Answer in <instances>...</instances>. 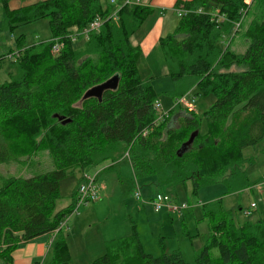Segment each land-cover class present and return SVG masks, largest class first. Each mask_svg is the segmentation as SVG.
<instances>
[{
    "label": "trees",
    "instance_id": "obj_1",
    "mask_svg": "<svg viewBox=\"0 0 264 264\" xmlns=\"http://www.w3.org/2000/svg\"><path fill=\"white\" fill-rule=\"evenodd\" d=\"M9 2L0 0V35L47 20L51 38L18 44L16 72L9 82H0V164L25 166L46 153L53 168L1 179L0 259L10 264L18 246L52 234L51 263L68 264L59 226L73 208L77 186L71 204L57 211L59 187L92 166L112 163L104 169L110 170L127 158L135 180L152 178L158 188L190 183L194 195L218 183L227 193L250 186L242 151L264 141V0L176 2L174 8L190 13L160 40L174 86L170 97L179 99L196 89L198 96L215 101L202 116L175 107L162 122L153 109L158 96L138 72L141 50L130 43L152 14L150 8L124 5L116 10L115 21L108 19L114 6L103 0H42L15 10ZM197 9L216 10L226 20L211 21ZM97 17L107 21L77 48L69 36ZM241 30L247 46L238 52L231 41ZM56 39L63 47L53 55ZM114 75L119 76L115 91H105L101 101L82 99ZM174 119L177 126L171 127ZM202 220L209 236L196 264H264V215L237 224L215 200L203 206ZM105 249L92 264H185L179 252L159 258L146 254L134 229L108 241Z\"/></svg>",
    "mask_w": 264,
    "mask_h": 264
},
{
    "label": "rangeland",
    "instance_id": "obj_2",
    "mask_svg": "<svg viewBox=\"0 0 264 264\" xmlns=\"http://www.w3.org/2000/svg\"><path fill=\"white\" fill-rule=\"evenodd\" d=\"M17 1L20 4L23 0ZM179 20L178 16H174L172 27H167L165 24L168 21L164 23L163 16L152 12L130 38L132 46L141 50L137 62L139 75L152 86L164 113H169L178 99L170 97L174 86L160 40L175 31ZM50 38L47 20H38L19 26L12 32L1 34L0 55L6 57L0 60V82H9L10 75L16 72V57L8 58L7 55L19 52L18 44L26 47L44 43ZM82 44L83 41L77 42L75 46L80 48ZM246 46L241 30L233 36L231 48L243 52ZM192 97L193 112L200 116L209 110L215 101L212 96H198L196 89L188 93L187 100L190 101ZM171 125L176 127V121ZM242 156L246 160L244 170L250 186L234 193H227L222 183L203 186L195 195L190 183L186 188L182 185L158 188L152 178L135 180L127 158L115 163L110 170L104 169L112 163H105L98 167H89L82 174L76 173L68 177L60 183L57 211L71 204L72 192L83 181L84 175L95 177L98 173L96 179L98 199L80 207L77 214L73 213L62 221L64 224L60 235L65 238L69 254L68 264H92L105 254V244L108 241L124 238L130 235L133 229L138 233L146 254L159 258L162 254L179 252L185 264H196V257L205 247L209 236L208 224L202 220V208L205 204L220 200L237 224L253 222L264 215V141L243 149ZM52 168L46 153L37 155L25 166L16 163L0 164V183L2 178L29 177ZM135 184L141 195L138 200L134 197ZM157 194L167 196L171 206L190 207L179 212H171L166 208L156 212L151 202ZM251 203L255 204V208H250ZM247 210H250L249 215H245ZM211 256L213 258L218 256L217 249L211 251ZM0 264L7 263L0 259ZM41 264L53 263L48 258Z\"/></svg>",
    "mask_w": 264,
    "mask_h": 264
},
{
    "label": "built area",
    "instance_id": "obj_3",
    "mask_svg": "<svg viewBox=\"0 0 264 264\" xmlns=\"http://www.w3.org/2000/svg\"><path fill=\"white\" fill-rule=\"evenodd\" d=\"M113 2L114 1L112 0L111 3H113ZM248 4H250V2ZM124 5H128V6L137 5V6H139L138 1L135 4H132L130 0H125L123 3V6ZM174 12L179 18L190 13L189 10H185L184 8H181V7L174 8ZM195 12L197 14H204V15L209 16L211 18V21L219 22V21H225L226 20L225 17L223 15H221L216 10L207 12V11H204L202 9H197ZM108 19H113V20L117 21V11L115 10L109 16ZM105 21H107V20L102 19L101 17L95 18L83 30L74 31L69 36V40L73 44H75L79 41L88 40L89 36L92 33H96L99 31L100 27L102 26V24ZM233 27H234V31L237 30V28L239 27V22L233 23ZM62 47H63L62 43H60L57 39L54 40L53 45L51 47V53L53 55L59 54V52L62 50ZM12 56H15L16 58H18L19 52H17V53L11 52L10 54L7 55L8 58H10ZM3 57H6V56H3ZM187 96H188V93L185 96L179 98L176 102V105L173 108L178 107V108L184 109L187 112H193L194 111V108H193L194 98L192 97L191 100L188 101ZM153 109H154L155 114L157 116V122H162L169 116V113L163 112L162 107L158 101L154 102ZM82 180L83 181L80 182V184H78V186L76 188L73 208H72L69 215H71L73 213L77 214L80 207L86 206V205H88V204H90V203H92L98 199V187L96 185V176L90 177V176L84 175ZM135 187H136V192L134 193V197L138 200V199H140L141 195L139 193V188L137 187L136 184H135ZM151 203H152L156 212L161 211L163 208H166L171 212H179L182 209H187L190 207L189 205H183L181 207L171 206L169 203V198L163 194H157ZM250 208L251 209L255 208V204L251 203ZM249 211L250 210L245 211V215H249L250 214ZM69 215L65 216L64 218L68 217ZM63 224H64V222L61 223L59 227L61 228L63 226ZM55 232H57V231H55Z\"/></svg>",
    "mask_w": 264,
    "mask_h": 264
},
{
    "label": "crops",
    "instance_id": "obj_4",
    "mask_svg": "<svg viewBox=\"0 0 264 264\" xmlns=\"http://www.w3.org/2000/svg\"><path fill=\"white\" fill-rule=\"evenodd\" d=\"M42 0H23L19 2L17 0H10L9 8L12 10L25 7L31 4H35ZM112 0H105V4H110ZM114 1V0H113ZM125 0H118L111 3L114 7V10H118L123 6ZM132 4H135L138 1L139 6L148 7L152 12H156L159 15L164 17L165 21L168 23L165 24L167 27H172V19L174 16H177L174 12V7L177 1H190V0H130ZM14 4V5H13ZM19 6V7H18ZM178 23V22H177ZM176 25V24H175ZM2 57V55H0ZM1 67V63H0ZM173 121H176L174 119ZM96 176H98V173ZM134 177V176H133ZM52 234H46L40 237L35 238L31 242L25 243L17 247L15 251L11 254V263L10 264H41L44 263L48 258L51 259L50 253V243L52 242ZM42 261V262H41Z\"/></svg>",
    "mask_w": 264,
    "mask_h": 264
},
{
    "label": "water",
    "instance_id": "obj_5",
    "mask_svg": "<svg viewBox=\"0 0 264 264\" xmlns=\"http://www.w3.org/2000/svg\"><path fill=\"white\" fill-rule=\"evenodd\" d=\"M118 83H119V76L114 75L113 77H111L107 81L88 89L84 93L82 99L87 100L90 98H95L98 101H101L103 93L105 91H115L118 87ZM194 136H195V133L193 135H191L190 138L188 139V141H186L182 145L183 149H186L187 147H189L191 145V143L194 139Z\"/></svg>",
    "mask_w": 264,
    "mask_h": 264
}]
</instances>
